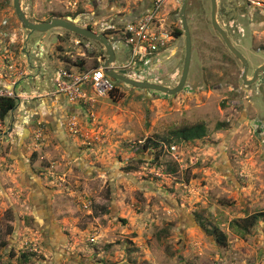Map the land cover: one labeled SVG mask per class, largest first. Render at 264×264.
I'll use <instances>...</instances> for the list:
<instances>
[{
	"label": "rangeland",
	"instance_id": "obj_1",
	"mask_svg": "<svg viewBox=\"0 0 264 264\" xmlns=\"http://www.w3.org/2000/svg\"><path fill=\"white\" fill-rule=\"evenodd\" d=\"M144 3L21 0L32 22L62 18L95 30ZM180 9L167 17L175 39L163 63L140 81L179 84ZM211 9V0L188 2L193 55L182 92L113 80L109 97L88 85V100L71 103L54 85L50 95L26 91L29 67L87 75L105 48L61 28L26 31L13 0H0V90L18 96L0 120V264H264V86L243 84ZM217 19L251 76L264 64V0H218ZM196 124L206 127L201 139L172 134Z\"/></svg>",
	"mask_w": 264,
	"mask_h": 264
},
{
	"label": "built area",
	"instance_id": "obj_2",
	"mask_svg": "<svg viewBox=\"0 0 264 264\" xmlns=\"http://www.w3.org/2000/svg\"><path fill=\"white\" fill-rule=\"evenodd\" d=\"M182 4L183 0H145L140 10L130 12L121 21L112 19L109 22L93 23L95 27L100 25V30H91L106 34L111 43L118 47L117 52L123 50L126 53L127 60L119 63L116 52V62L111 65L112 68L118 72L125 70L130 78L140 80L145 79L154 66L163 63L162 58L175 39L166 28L167 17L173 7L177 9ZM106 59L105 54L100 59V66L87 75L70 73L62 68L56 70L54 75L51 73L50 78L57 94L65 96L71 103L88 100L86 86L89 85L97 97H109L116 85L106 74ZM0 96L18 100L15 92L7 89L0 90Z\"/></svg>",
	"mask_w": 264,
	"mask_h": 264
},
{
	"label": "water",
	"instance_id": "obj_3",
	"mask_svg": "<svg viewBox=\"0 0 264 264\" xmlns=\"http://www.w3.org/2000/svg\"><path fill=\"white\" fill-rule=\"evenodd\" d=\"M188 2L189 0H183V4L179 12V18L182 24V29H183L185 41H186V45H185L186 54H185V61H184V67H183L181 80L178 86H176L175 88H170V87L163 86L161 84L153 83L149 81L135 80V79L129 78L125 70H121L118 72L115 69H113L111 65H113L116 62V52L118 50V47L114 45L113 43H111L108 36L104 33H95L90 28L82 27L78 25L75 20L72 21V20H66L62 18H53L51 21L43 22V23L32 22L26 15V13L24 12L22 8L21 0H13V8L17 15V18L22 24L23 29L26 31H30L32 33H47L53 29L61 28L71 33H74L78 36H81L83 38H86L88 40H92V41H96L100 43L105 48V52L107 56V59L104 63L106 74L113 80L123 82L129 86H132L138 89L162 92L164 94L174 96L182 92L185 89L188 76H189L192 55H193L192 36H191V31H190L188 20H187V15H186ZM211 5H212L211 23H212L213 28L220 35L226 47L229 49V51L241 61L243 70H244L243 75H242L244 84L252 85L253 83H255L256 78L259 73L264 74V65L261 66L255 72L254 78L252 80L248 79V71H249L248 60L234 46V44L232 43L226 31L218 22V19H217L218 0H211Z\"/></svg>",
	"mask_w": 264,
	"mask_h": 264
},
{
	"label": "trees",
	"instance_id": "obj_4",
	"mask_svg": "<svg viewBox=\"0 0 264 264\" xmlns=\"http://www.w3.org/2000/svg\"><path fill=\"white\" fill-rule=\"evenodd\" d=\"M176 35H182L181 31L176 32ZM18 105V100L17 98H11V97H4L0 96V120L5 121L7 116L17 108ZM219 128L223 127V125H219ZM173 136L177 140H183V141H192L196 139H201L206 135V127L203 124H196L192 126H186L177 130H174L172 132ZM259 216L252 215L251 217H248L244 220L245 222V227L244 231H247L250 227H252L256 221H258ZM242 234V232H239ZM220 241H225L226 240V235L219 233Z\"/></svg>",
	"mask_w": 264,
	"mask_h": 264
},
{
	"label": "crops",
	"instance_id": "obj_5",
	"mask_svg": "<svg viewBox=\"0 0 264 264\" xmlns=\"http://www.w3.org/2000/svg\"><path fill=\"white\" fill-rule=\"evenodd\" d=\"M45 65L41 66V64H32V66L29 67L33 71L34 81H32L30 87L25 86L26 91H29L32 94L42 92L46 93V95H50L49 92L53 89V84L49 76V71L46 68L47 65ZM54 96L59 100L63 99V97L58 95Z\"/></svg>",
	"mask_w": 264,
	"mask_h": 264
},
{
	"label": "flooded vegetation",
	"instance_id": "obj_6",
	"mask_svg": "<svg viewBox=\"0 0 264 264\" xmlns=\"http://www.w3.org/2000/svg\"><path fill=\"white\" fill-rule=\"evenodd\" d=\"M217 17H218V12H217ZM229 50V49H228ZM237 58V57H236ZM238 59V58H237ZM239 60V59H238ZM240 61V60H239ZM241 62V61H240ZM249 63V62H248ZM241 65H242V63H241ZM264 65V64H263ZM263 65H261V66H263ZM261 66H259L254 72H253V74L250 76L249 75V71H248V79L249 80H252L253 78H254V75H255V72L261 67ZM184 67V66H183ZM242 68H243V66H242ZM249 70H250V67H249ZM243 72H244V70H243ZM243 75V74H242ZM182 76V75H181ZM129 77V76H128ZM130 78V77H129ZM241 79H242V76H241ZM180 80H181V78H180ZM258 80H260V81H262V84H263V86H264V74L263 73H259L258 74V76H257V78H256V81H255V83L258 81ZM242 81H243V79H242ZM180 82V81H179ZM187 84V83H186ZM243 84H244V82H243ZM254 84V83H253ZM252 84V85H253ZM245 85V84H244ZM178 86V85H177ZM246 86H251V85H246ZM263 86H261V87H263ZM186 87V86H185ZM262 89V88H261Z\"/></svg>",
	"mask_w": 264,
	"mask_h": 264
}]
</instances>
